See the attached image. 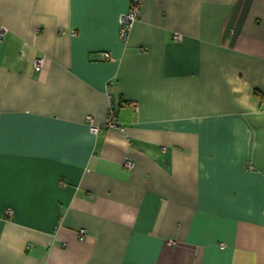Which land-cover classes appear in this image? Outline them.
<instances>
[{"label":"crops","instance_id":"0c3cea01","mask_svg":"<svg viewBox=\"0 0 264 264\" xmlns=\"http://www.w3.org/2000/svg\"><path fill=\"white\" fill-rule=\"evenodd\" d=\"M129 3L0 0V264H264V0Z\"/></svg>","mask_w":264,"mask_h":264},{"label":"built area","instance_id":"2783aa9c","mask_svg":"<svg viewBox=\"0 0 264 264\" xmlns=\"http://www.w3.org/2000/svg\"><path fill=\"white\" fill-rule=\"evenodd\" d=\"M143 0H130L128 9L125 13L120 15L118 19V36L119 39L125 43L128 39L129 32L133 26V24L138 20L140 8ZM179 35H173L174 40H179ZM142 51V49H140ZM99 59L101 60H111L109 53H100ZM41 59H35L34 61V69L37 71L40 67ZM135 104H132V107L135 108ZM86 122L89 124V129L92 134H99L104 130H116L120 133H123L124 128L121 124L118 123L116 120L114 111L112 107H109L107 117L105 121L101 125H94L92 123V118L90 116L85 117ZM132 165L131 161L126 160L124 161V167L130 168ZM6 216H11L12 212L7 209L5 211ZM80 234H83V231H80ZM221 248H224V245H220Z\"/></svg>","mask_w":264,"mask_h":264}]
</instances>
